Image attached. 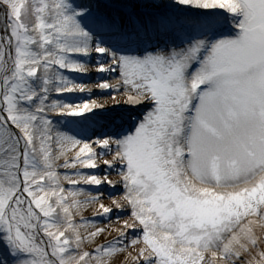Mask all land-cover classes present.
<instances>
[{
	"label": "snow or ice",
	"instance_id": "6c2138e0",
	"mask_svg": "<svg viewBox=\"0 0 264 264\" xmlns=\"http://www.w3.org/2000/svg\"><path fill=\"white\" fill-rule=\"evenodd\" d=\"M0 264H264V0H0Z\"/></svg>",
	"mask_w": 264,
	"mask_h": 264
},
{
	"label": "rangeland",
	"instance_id": "374dc122",
	"mask_svg": "<svg viewBox=\"0 0 264 264\" xmlns=\"http://www.w3.org/2000/svg\"><path fill=\"white\" fill-rule=\"evenodd\" d=\"M81 81L86 83V84H92L96 81L97 79V74L95 73V70L93 69L90 71V73L87 76L80 77ZM62 171V170H61ZM85 216L91 217V210H87L84 213ZM79 217H77V220Z\"/></svg>",
	"mask_w": 264,
	"mask_h": 264
}]
</instances>
